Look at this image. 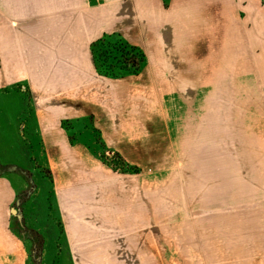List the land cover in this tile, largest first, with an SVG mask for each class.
Listing matches in <instances>:
<instances>
[{"label":"rangeland","instance_id":"374dc122","mask_svg":"<svg viewBox=\"0 0 264 264\" xmlns=\"http://www.w3.org/2000/svg\"><path fill=\"white\" fill-rule=\"evenodd\" d=\"M88 82L91 94L97 83L105 96L92 116L108 146L87 122L76 131L79 141L58 140L51 157L31 117L30 95H0L9 108L0 112V262L10 257L6 248L24 247L28 264H71L72 257L75 264H181L182 219L196 215L197 197L252 199V227L258 222L264 94L256 70L238 77L236 87L221 78L203 93L192 81L178 93L163 83L153 90L142 76ZM84 140L110 159L120 152L140 172L110 168ZM5 182L14 188L7 199ZM223 205L216 209L227 214Z\"/></svg>","mask_w":264,"mask_h":264},{"label":"crops","instance_id":"0c3cea01","mask_svg":"<svg viewBox=\"0 0 264 264\" xmlns=\"http://www.w3.org/2000/svg\"><path fill=\"white\" fill-rule=\"evenodd\" d=\"M106 33H118L144 50L141 73L111 78L97 71L91 45ZM254 70L264 94V0H0V95H30L31 117L49 157L58 151V140L69 141L61 121L93 115L94 105L104 102L99 84L93 95L88 79L142 76L149 88L163 83L174 93L188 90L192 81L203 93L221 78L236 87L238 77L252 78ZM161 76L165 80L159 83ZM2 104L0 112L9 110ZM59 145L65 157L67 149ZM3 185L6 199L12 197V184ZM263 200L253 228L247 208L252 199L230 196L226 214L216 209L227 204L222 199L197 197L195 219H182L181 264H190L194 255L191 264H264ZM57 204L61 214L58 198ZM5 253L10 257L0 264H28L24 247Z\"/></svg>","mask_w":264,"mask_h":264},{"label":"trees","instance_id":"16d2710c","mask_svg":"<svg viewBox=\"0 0 264 264\" xmlns=\"http://www.w3.org/2000/svg\"><path fill=\"white\" fill-rule=\"evenodd\" d=\"M91 49L97 71L111 78L139 74L144 70L147 64V56L144 50L130 43L118 33L104 34L102 37L92 42ZM87 122H90L93 130L97 133L99 142L103 146H106L100 129H98L93 122L92 115L87 117L68 118L62 121V126L69 134L70 142L75 143L80 140L76 136V131ZM84 142L88 144L87 146L97 157L114 170L121 172L140 171L138 166L129 164L120 152L113 151V157L110 159L107 155L98 154L88 140H84Z\"/></svg>","mask_w":264,"mask_h":264},{"label":"built area","instance_id":"2783aa9c","mask_svg":"<svg viewBox=\"0 0 264 264\" xmlns=\"http://www.w3.org/2000/svg\"><path fill=\"white\" fill-rule=\"evenodd\" d=\"M95 1H97V2H98V1H103V0H95Z\"/></svg>","mask_w":264,"mask_h":264}]
</instances>
